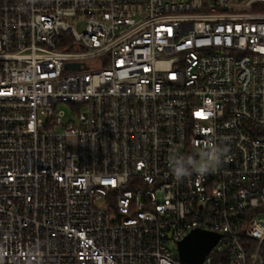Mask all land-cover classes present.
I'll list each match as a JSON object with an SVG mask.
<instances>
[{"label":"built area","instance_id":"1","mask_svg":"<svg viewBox=\"0 0 264 264\" xmlns=\"http://www.w3.org/2000/svg\"><path fill=\"white\" fill-rule=\"evenodd\" d=\"M196 229L264 263V0H0V264H184Z\"/></svg>","mask_w":264,"mask_h":264},{"label":"water","instance_id":"2","mask_svg":"<svg viewBox=\"0 0 264 264\" xmlns=\"http://www.w3.org/2000/svg\"><path fill=\"white\" fill-rule=\"evenodd\" d=\"M65 68H72V65H66ZM219 238L215 233L198 229L191 231L177 243L178 259L184 264H201Z\"/></svg>","mask_w":264,"mask_h":264},{"label":"clouds","instance_id":"3","mask_svg":"<svg viewBox=\"0 0 264 264\" xmlns=\"http://www.w3.org/2000/svg\"><path fill=\"white\" fill-rule=\"evenodd\" d=\"M227 148L214 145L205 151L201 158L194 157L176 159L171 169L172 174L177 180H182L198 170L202 174H208L222 166L226 158Z\"/></svg>","mask_w":264,"mask_h":264},{"label":"rangeland","instance_id":"4","mask_svg":"<svg viewBox=\"0 0 264 264\" xmlns=\"http://www.w3.org/2000/svg\"><path fill=\"white\" fill-rule=\"evenodd\" d=\"M59 108L64 110L66 113H67V116L70 120L74 121V118L70 116V112H69V108L67 106H65L64 104H60L59 105ZM98 209H101L102 208V203L101 202H98L96 203L95 205ZM174 246L171 244L170 245V249H173Z\"/></svg>","mask_w":264,"mask_h":264},{"label":"trees","instance_id":"5","mask_svg":"<svg viewBox=\"0 0 264 264\" xmlns=\"http://www.w3.org/2000/svg\"><path fill=\"white\" fill-rule=\"evenodd\" d=\"M255 244V242H252V245H254ZM261 253H262V255L264 256V244H263V246H262V248H261Z\"/></svg>","mask_w":264,"mask_h":264}]
</instances>
